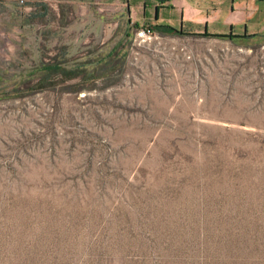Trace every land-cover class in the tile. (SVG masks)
<instances>
[{
    "label": "rangeland",
    "instance_id": "rangeland-1",
    "mask_svg": "<svg viewBox=\"0 0 264 264\" xmlns=\"http://www.w3.org/2000/svg\"><path fill=\"white\" fill-rule=\"evenodd\" d=\"M163 1L0 0V264H264V31Z\"/></svg>",
    "mask_w": 264,
    "mask_h": 264
},
{
    "label": "crops",
    "instance_id": "crops-1",
    "mask_svg": "<svg viewBox=\"0 0 264 264\" xmlns=\"http://www.w3.org/2000/svg\"><path fill=\"white\" fill-rule=\"evenodd\" d=\"M150 6L151 15L146 6L141 17L153 28L168 26L191 34L206 30L236 36L264 31V3L257 0H170Z\"/></svg>",
    "mask_w": 264,
    "mask_h": 264
},
{
    "label": "trees",
    "instance_id": "trees-1",
    "mask_svg": "<svg viewBox=\"0 0 264 264\" xmlns=\"http://www.w3.org/2000/svg\"><path fill=\"white\" fill-rule=\"evenodd\" d=\"M257 1H259V2H262V3H264V0H257ZM168 34H177V35H181V36H186L187 34H185V33H183L182 31H180V30H175V29H170V33H168ZM54 71V70H53Z\"/></svg>",
    "mask_w": 264,
    "mask_h": 264
},
{
    "label": "water",
    "instance_id": "water-1",
    "mask_svg": "<svg viewBox=\"0 0 264 264\" xmlns=\"http://www.w3.org/2000/svg\"><path fill=\"white\" fill-rule=\"evenodd\" d=\"M155 29L158 30L159 32L170 33V29L172 28L167 26H157L155 27Z\"/></svg>",
    "mask_w": 264,
    "mask_h": 264
},
{
    "label": "built area",
    "instance_id": "built-area-1",
    "mask_svg": "<svg viewBox=\"0 0 264 264\" xmlns=\"http://www.w3.org/2000/svg\"><path fill=\"white\" fill-rule=\"evenodd\" d=\"M145 33H149V31L148 32H145V30H143L142 33L140 34V36L145 35Z\"/></svg>",
    "mask_w": 264,
    "mask_h": 264
},
{
    "label": "bare ground",
    "instance_id": "bare-ground-1",
    "mask_svg": "<svg viewBox=\"0 0 264 264\" xmlns=\"http://www.w3.org/2000/svg\"><path fill=\"white\" fill-rule=\"evenodd\" d=\"M143 37V36H142Z\"/></svg>",
    "mask_w": 264,
    "mask_h": 264
}]
</instances>
